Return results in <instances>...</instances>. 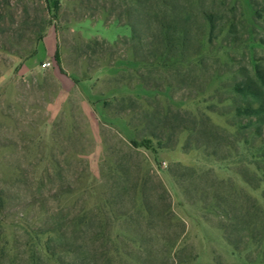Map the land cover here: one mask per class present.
Instances as JSON below:
<instances>
[{
    "label": "rangeland",
    "instance_id": "obj_1",
    "mask_svg": "<svg viewBox=\"0 0 264 264\" xmlns=\"http://www.w3.org/2000/svg\"><path fill=\"white\" fill-rule=\"evenodd\" d=\"M49 2L0 0V264H264V0H166L172 68L143 3Z\"/></svg>",
    "mask_w": 264,
    "mask_h": 264
},
{
    "label": "trees",
    "instance_id": "obj_2",
    "mask_svg": "<svg viewBox=\"0 0 264 264\" xmlns=\"http://www.w3.org/2000/svg\"><path fill=\"white\" fill-rule=\"evenodd\" d=\"M134 1H136L135 3L139 5L143 3V6H146V9H148L144 20L147 22L154 21L155 23H158L160 27L159 34L161 40L158 44L160 49L157 48L152 54H149V57H151L153 61H158V63L156 65L154 64V66L172 68L174 64L171 63V65H168V63L174 59L176 52L180 49L179 44L183 49L187 48L189 26L186 24V22L183 24V26H179L178 22L173 19V17H170L169 19H167L166 16H162L160 19L158 18L159 11L161 12V9L164 7H169V3L167 4L166 0H144V2H139L138 0ZM45 2L48 7H52L54 11L58 9V2L53 4L49 2V0H45ZM152 9L154 10L152 11ZM161 48L162 53L160 54L159 52L161 51ZM232 92L235 99H239V102L242 103L240 106H238L237 100H235V105H237V118H251L255 116L259 117L264 114V75L260 73V71H256L255 80L247 78L243 81L234 82L232 85ZM191 132L193 133L194 130H191ZM148 144L149 141L147 140L139 143L132 142V145L135 148H148ZM262 163L264 164V154L262 155Z\"/></svg>",
    "mask_w": 264,
    "mask_h": 264
},
{
    "label": "built area",
    "instance_id": "obj_3",
    "mask_svg": "<svg viewBox=\"0 0 264 264\" xmlns=\"http://www.w3.org/2000/svg\"><path fill=\"white\" fill-rule=\"evenodd\" d=\"M41 67H42V69H46V68L50 67V64L48 62H46V63H43Z\"/></svg>",
    "mask_w": 264,
    "mask_h": 264
}]
</instances>
